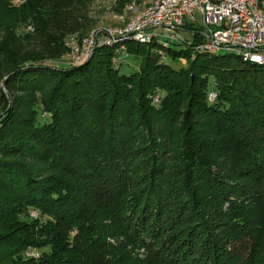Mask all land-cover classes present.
I'll use <instances>...</instances> for the list:
<instances>
[{"label":"trees","instance_id":"obj_1","mask_svg":"<svg viewBox=\"0 0 264 264\" xmlns=\"http://www.w3.org/2000/svg\"><path fill=\"white\" fill-rule=\"evenodd\" d=\"M91 1L0 0V79L28 97L0 115V202L44 219L0 240L49 249L0 264H264V65L188 24L60 62Z\"/></svg>","mask_w":264,"mask_h":264},{"label":"built area","instance_id":"obj_2","mask_svg":"<svg viewBox=\"0 0 264 264\" xmlns=\"http://www.w3.org/2000/svg\"><path fill=\"white\" fill-rule=\"evenodd\" d=\"M247 2L254 0H159L150 12L142 16L141 21H136L129 30L117 34L141 33L163 38L149 30L152 28L173 30L182 28L185 24L198 23L197 29L191 28L201 36V42L195 49L238 51L247 58L264 61V49L253 48L250 45L251 36L264 38V20L261 19V15L247 13ZM102 33L104 35L97 33L88 37L84 54L81 57H73L72 52L70 63L84 59L90 46L97 44V39L117 35ZM169 40L175 42L176 39L171 37ZM112 60L119 61L114 58ZM210 97H214V94ZM153 100H156V96Z\"/></svg>","mask_w":264,"mask_h":264},{"label":"rangeland","instance_id":"obj_3","mask_svg":"<svg viewBox=\"0 0 264 264\" xmlns=\"http://www.w3.org/2000/svg\"><path fill=\"white\" fill-rule=\"evenodd\" d=\"M129 1L130 0L116 4L115 0H92L86 7V15L89 16V18L93 19V24L91 26L86 27L83 30L82 34H79V31H76L64 38L63 45L67 47V53L65 56L59 59V61L64 63H66L67 61H71V51L68 49L69 46L68 44H66L67 42L73 41L72 43L74 44V46H79L77 47L78 51L74 53V57H78L77 54H79L81 51L82 39L87 36L92 30H98L97 32L100 33L98 35H104L101 31L108 30L112 32L114 30L123 28L144 7L146 2V0H131L130 2ZM189 27L192 29H197L199 25L198 23H196L193 25H189ZM30 29L31 28L27 26L25 31H31ZM149 31L161 35L163 38L167 39L170 42L171 40L169 39L171 37H174V39H176L175 42H178V40L186 42L191 40V32L185 28H177L173 30H168L164 28H152ZM79 43L80 45H78ZM175 46L179 47L180 45ZM118 52L123 58V61L121 60V62H123L122 66L126 65L127 68H131L135 62V59H132L131 54L128 53L127 55H125V48H123L122 50L120 49ZM218 52L224 54L230 51L226 49H220V51ZM114 58L119 59V57L117 56ZM3 80L4 78L2 77V79H0V115H3L5 111L10 109L11 107L16 108L18 110L26 101H28V97L21 95L18 91L8 90V88L4 85ZM42 220L44 219L34 207H24L23 204L19 202H0V236L4 234H10L19 237H26V239L31 240L33 242H42L39 236L34 237L30 235L32 237H28V234L26 235V233H24L26 222L39 223ZM262 237H264V233H262ZM9 249H18V252L22 256V258L24 257V259L37 258L41 255L42 251L49 250L46 246L36 247V245H27L25 247H21L18 241H14L12 243H5L1 239L0 256H3L7 252H9ZM140 250L141 249H138V252H140ZM6 260H8V255H6V258H4L5 262Z\"/></svg>","mask_w":264,"mask_h":264},{"label":"bare ground","instance_id":"obj_4","mask_svg":"<svg viewBox=\"0 0 264 264\" xmlns=\"http://www.w3.org/2000/svg\"><path fill=\"white\" fill-rule=\"evenodd\" d=\"M159 3V0H146L144 7L123 27L120 28L118 30H114V31H101L104 32L105 34H117V33H122L125 30H129L131 28V26L136 22V21H141L142 20V16L145 13L150 12L154 6L156 4ZM247 13L248 14H253V15H261V19L264 20V5H263V1L262 0H254V2H247ZM98 31V30H97ZM96 30H92L87 36H85L82 41H81V51L78 55V57H81L84 52H85V46H86V41L88 39V37H92L93 34H97L99 32H97ZM153 37H157V36H147V35H143L141 33H125V34H117L111 38H100L97 39V44L91 45L89 50L87 51V53L85 54V58L93 51L94 47L103 45V44H114L116 42L122 41L124 39H135L141 42H146L149 41L151 38ZM72 39V38H71ZM70 39V40H71ZM70 42V41H69ZM67 42L68 46H69V50L71 51V53L73 52V57H74V53H76V51H78L77 47L79 46H74V44L72 42ZM72 43V44H71ZM80 45V43L78 44ZM250 45L253 48H260V49H264V38H259L258 36H251L250 37ZM204 51H208L211 53H216L220 50H209V49H202ZM231 53H235L238 56L241 57V59L245 62H251V63H256V64H263L264 65V61H260L257 59H253V58H247L243 55H241L238 51H230ZM84 58V59H85ZM82 59V60H84ZM115 59V58H114ZM80 60V61H82ZM77 62V63H80ZM214 94L215 97V93L213 91L208 92L207 94V98L209 101H212L214 99V97H210V95Z\"/></svg>","mask_w":264,"mask_h":264},{"label":"crops","instance_id":"obj_5","mask_svg":"<svg viewBox=\"0 0 264 264\" xmlns=\"http://www.w3.org/2000/svg\"><path fill=\"white\" fill-rule=\"evenodd\" d=\"M264 3V2H263Z\"/></svg>","mask_w":264,"mask_h":264}]
</instances>
